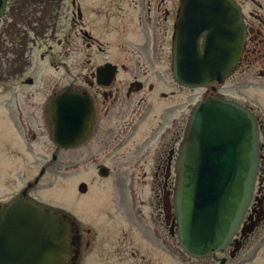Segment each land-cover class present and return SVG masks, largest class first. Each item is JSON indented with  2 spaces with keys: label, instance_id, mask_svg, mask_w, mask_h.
<instances>
[{
  "label": "flooded vegetation",
  "instance_id": "flooded-vegetation-1",
  "mask_svg": "<svg viewBox=\"0 0 264 264\" xmlns=\"http://www.w3.org/2000/svg\"><path fill=\"white\" fill-rule=\"evenodd\" d=\"M235 1L241 8L245 32L242 55L231 73L246 62L245 73L247 77L251 75L246 83L250 89L249 98L254 100V104L248 99L247 102L238 101L251 109L257 117L260 132V165L254 197L240 230L227 248L229 251L227 264H264V101L253 92L255 90L253 88L264 91V69L256 74L250 73L255 63L263 62L264 64V0ZM62 3L63 0H52L51 8L45 12L43 8L44 0H8L6 11L8 18L3 31L6 44L4 49L5 66L0 76L11 84L9 89L13 93L10 102L0 103L2 111L8 116L4 120L5 126H9L7 134H4L6 141L0 142V184H2L3 176L1 169L4 168L2 162L7 161V158L4 156L5 161L1 154H7L9 158L5 166L9 171L12 167H17V170L21 168L20 164L22 163L19 160L23 159L25 161L26 157L24 155L28 156L31 162L28 165L22 164V168H24L19 174L22 182L19 192L11 199L0 200V205H6L19 197H24L47 209L60 210L58 206H55V203L42 195V191L52 185L51 183H44V179L54 168L53 165L60 159L58 151L64 149L56 145L53 140V124L49 110V104L53 96L48 102L50 121L47 125L29 117H24L26 105L20 102L21 93L18 88L21 85L19 80L23 84L32 86L36 84L35 76L30 73L39 74V58L43 61L49 56L48 58L52 59L51 63L53 65L54 58L52 56L55 55V46L49 45L48 52L51 53L50 55L39 51V49L41 50L43 44L48 43L49 40L58 39L56 42L58 46L63 43V39L58 34V25L63 8ZM176 3L175 6L174 0H159L157 2L155 0L154 2L153 0H140L139 2L137 0H92L91 3H86L85 0H69L67 12H64L67 20L69 19V34L67 36L69 46L65 51L69 52L72 47L73 50L71 51H75L74 43L77 44L78 40L82 39L83 47H85V60H83L85 63L90 65L93 55L98 52L107 56L100 65L112 62L117 65V72L111 83L105 84L98 81L97 69L93 73L91 67H89L87 74L88 88L75 87L65 90L88 91L93 97L94 115L84 143L88 145L89 153H95V156L97 153L101 154L104 153V150H107V156L122 160L129 156L137 157L138 160L149 157L155 158L156 153L153 149V142L159 133V136H157L160 143L157 147V162L153 163L150 178L144 182V185H147V183L150 185L154 196L156 189L159 196V192L163 191L164 198L160 199L158 203L161 205L158 213L155 211V198L153 196L151 203H148V206L151 207L149 211L145 213L143 208L138 207L136 217L143 224L146 223L145 225L150 229L148 238L154 239V241L158 239L162 242L166 253L178 259L180 264H195L188 263L187 253L170 240L178 235V224L171 193L174 191L176 183V161L180 143L187 128L188 115L185 113L183 117H172L174 108H178L179 111L182 108L177 107L175 103L169 106L170 102L165 103V99L170 98V92L160 91L158 93V86L155 82H146V78L155 77V71L149 66L142 69L140 66V72L135 70L132 73L131 71L134 80L130 81L127 87L124 86L122 81L118 83L121 70L123 68L129 70V66L124 61H136L138 63L163 62L165 57L168 56L171 59V75L173 76V44L181 0H176ZM28 4L33 5V7H27ZM251 4H257L258 9H252ZM173 13L175 17L171 30ZM134 24L142 29L141 36L137 38L141 41L137 43L138 46H135V49L130 50L125 48L128 43L125 37L128 36L127 32L130 25ZM168 40L169 52L165 49ZM77 46L80 47L79 44ZM95 48H97V51H95ZM109 50L113 51L114 54L108 55ZM117 58L119 61H117ZM160 73L158 72L159 76ZM25 75L28 77L25 78L26 80H22ZM92 77H94V81ZM161 78H166V76L163 75ZM105 80H107L106 74L103 76V81ZM172 80L171 83L167 82L169 86L170 84L172 87L174 85L179 90L188 88L179 84L174 77ZM12 82L15 83L12 85ZM208 85L213 92L207 97H222L216 95L218 82ZM0 91L3 92V89H0ZM175 92L176 90L171 91V93ZM160 98H164V101L160 102ZM232 99L237 100L234 97ZM184 107L186 112V103ZM150 114L152 117L149 121L150 124L147 125L148 128L146 126L141 128L142 122ZM170 115L171 118H169ZM180 126H184L183 133L175 139L174 137L178 134ZM47 130L55 145V150L50 155L44 154L43 151L44 133ZM138 134L141 137L137 136ZM13 135L22 140L24 152L14 142L16 137H12ZM171 136L172 142L169 143ZM44 157L49 158L45 163ZM120 170L128 173L129 169L120 168ZM144 174L147 175L148 172ZM130 175H134V172ZM129 187L136 198L138 195L133 183ZM81 189L83 192H87L89 188L86 183L82 182ZM141 202L144 205L146 201L141 199ZM163 203H165V209H163ZM164 212L165 214H163ZM161 217L169 227L168 236L163 234L159 228L157 229L156 223L161 224ZM129 221V217L120 216L115 223L116 228L120 231L112 230V228L108 230L107 228L102 233L94 230V226L90 223L91 226L86 228L83 236L80 232V226L71 219L73 232L70 237V252L66 264H103L102 259H100V248L111 249V251L114 249L119 254L126 250L125 254L127 256L126 258H120V264H169L166 256L162 258L160 254L152 253L150 250L147 254L140 253V249L135 246V238L142 237L145 239V237L139 235L134 230V226L131 223L129 224ZM134 225L138 230V226ZM100 237L101 239H99ZM117 238L119 243L116 246L112 243ZM255 239H259L256 244ZM99 240L102 241V247L96 246L99 244ZM140 256L142 257L141 261Z\"/></svg>",
  "mask_w": 264,
  "mask_h": 264
},
{
  "label": "water",
  "instance_id": "water-1",
  "mask_svg": "<svg viewBox=\"0 0 264 264\" xmlns=\"http://www.w3.org/2000/svg\"><path fill=\"white\" fill-rule=\"evenodd\" d=\"M7 3L0 0V24ZM244 32L235 0H181L173 46L175 79L192 88L222 82L239 62ZM116 71L113 63L99 66L98 81L111 83ZM49 108L57 145L73 147L85 140L94 115L88 91L66 90L52 98ZM259 165V125L251 109L222 97L193 106L174 187L179 238L189 255L203 258L228 247L254 197ZM100 173L107 176L109 168ZM72 232L66 214L19 197L0 206V264H66Z\"/></svg>",
  "mask_w": 264,
  "mask_h": 264
},
{
  "label": "rangeland",
  "instance_id": "rangeland-1",
  "mask_svg": "<svg viewBox=\"0 0 264 264\" xmlns=\"http://www.w3.org/2000/svg\"><path fill=\"white\" fill-rule=\"evenodd\" d=\"M138 2L140 0H137ZM156 2L159 0H155ZM175 6L177 5L176 0ZM86 3H91L92 0H85ZM154 2V0H153ZM52 0H44V10L45 12L47 9L51 8ZM62 11L58 25V34L59 37L63 39V43L56 44L58 39L49 40L48 43H44L41 50L39 51L45 52L47 55L51 53L48 52L49 45L52 44L55 46V55L52 56L54 59V63L52 65L50 58L47 57L45 60L39 61V74L35 75L34 73H30L32 76H35L36 84L34 86L30 84H23L21 80L19 82L21 85L19 86V91L21 93L20 102L26 105V110L24 109V117H29L31 119L37 120V122H41L43 124H47L49 120L48 114V102L52 96L57 93L62 92L67 88H75V87H82L88 88V70L91 67V71L93 73L96 72L97 66L104 62L105 58L107 57L104 54L95 53L92 58V62L89 65L85 63L84 59V48L82 39L78 40V43L75 44V51L70 49L69 52L65 51L68 49V41L67 36L69 34V19L67 20V16H65L64 12H67V7H69V0H63L62 3ZM133 6V5H132ZM252 9H258L257 4H251ZM29 8L33 7V5H29ZM128 8V7H127ZM67 15V14H66ZM172 22H171V30L173 27L174 17L175 14H172ZM8 14L4 16L3 22L0 25V75L5 66V37L3 35V31L5 28V24L7 22ZM142 29L138 25H130L129 31L125 37V40L128 41L125 48L128 49H135V46H138L137 43L140 42L139 38L141 35ZM134 41V42H133ZM135 43V44H133ZM79 44L80 47L77 45ZM132 44V45H131ZM169 40L166 46V51L169 52ZM38 51V52H39ZM97 51V48H95ZM108 55L114 54L113 51L107 52ZM117 61L118 58H117ZM41 62V63H40ZM126 62V65L129 66V70H125L124 68L120 72L119 81L124 83V86L127 87L129 82L134 80L132 78L131 71L137 70L138 72L145 66H149L153 71H155V77L153 76L146 78L147 83L155 82L158 86V93L161 91L170 92V98L165 99V103H169L173 105L174 103L177 104V107H181L182 110H178V108H174L175 110L172 113V117H180L184 116L185 113L189 116L192 106L200 100L203 99L213 92L209 85L199 88H183L182 90L176 89L173 85H168V81L171 83L173 76L171 75V59L168 56L165 57L163 62L159 61H148L147 63H138L136 61ZM54 66V67H53ZM141 66V69L139 68ZM246 62L241 64L237 70L233 73L228 75L224 82L218 83V92L216 95H220L222 97H230L236 98L237 100L246 101L247 99L254 104V100L249 98V87L247 86L246 80L250 79V76L247 77L245 73ZM264 69L263 62L255 63L252 67L251 74H256L260 70ZM160 73V76L158 75ZM166 76V78H161L162 76ZM27 75H25L22 80H24ZM93 81H94V77ZM26 80V79H25ZM260 80V79H259ZM15 82H12V85ZM11 84L5 81L0 76V89H3V92L0 91V103L5 104L6 102H10L12 99L13 91L10 90ZM254 93H256L262 101H264V91H261L258 88H253ZM258 89V90H256ZM175 93H171V91H175ZM160 96V95H159ZM102 98V95L100 94ZM160 102L164 101V98L159 99ZM247 102V101H246ZM187 104L186 112L184 104ZM168 107V106H166ZM263 108V107H262ZM3 109L0 107V142L6 141V137L4 134H7V130L9 126H5L4 120L7 119V115H5ZM152 115L148 116L144 119L141 124V128H148L149 121ZM171 118V115L169 116ZM50 124V123H49ZM154 124V123H153ZM184 127V126H183ZM183 127L180 126L178 134L174 137L175 139L178 137L179 134L183 133ZM6 129V130H5ZM46 129V127H45ZM147 130V129H146ZM44 142H43V151L44 154H51L55 150V145L51 140L50 134L45 131ZM137 136H140L139 134ZM135 136V137H137ZM157 136L153 142V149L155 150V158H143L138 160L137 157L125 158L124 160L113 157L107 156L108 151L104 150V153L91 154L88 150V145L86 143L78 144L71 148H64L58 151L59 153V160L58 162L53 165V169L49 174L45 177L44 183H51V187H48L44 191H42V195L51 202L55 203V206H58L61 211L67 214L73 221L80 226V232L82 235H85V230L90 227V223L94 226V230H98L100 233L103 231L112 230L120 231L116 228L115 223L117 222V218L120 216L129 217L130 221L129 224L134 226V230L141 236H144L145 239L142 237L136 239V245L140 249L141 254H147L148 250L152 253L160 254V257H165L167 259V263L169 264H180L178 259L172 257L170 254L165 252V249L162 246V242L158 239L154 241L151 238H148V233L150 229L143 224L142 221L138 220L136 217L138 207L143 208L144 212L147 213L151 208L148 206V203H151V199L154 196V192L152 191L150 185H144V182L148 181L150 178L151 167L154 162H157V147L159 146V142ZM16 137V136H12ZM141 137V136H140ZM134 139V138H133ZM131 139V141H133ZM21 150L24 152V145L22 140L19 137L15 138L14 141ZM169 143L172 142V136L169 138ZM155 145V146H154ZM161 146V145H160ZM116 154V153H115ZM3 155V159L8 161L7 154ZM101 155V157H100ZM4 156L6 158H4ZM25 161L23 159L19 160L22 164L28 165L31 160L29 157L24 155ZM28 159V160H27ZM46 162L49 158H43ZM6 162H2L1 174L2 176V184H0V200L6 201L11 199L12 196H15L19 192V188L22 185L20 180L19 174L22 171V164L21 168L18 170L13 168L9 171L6 169ZM10 165V164H8ZM105 165L110 168L111 173L108 177H103L99 173L100 166ZM19 167V166H18ZM120 168H127L128 173L121 171ZM16 172L14 173V171ZM134 172V175H130ZM148 172L147 175L144 173ZM31 175V173H30ZM84 182L88 185V191L83 192L81 189V183ZM133 183V187L137 192L136 201L133 192L130 190L129 185ZM158 183V182H157ZM160 196L157 195V189L155 190V211L158 213V209L160 208L159 201L160 199L164 198L163 191L159 192ZM160 197V198H159ZM171 198L173 199V192L171 193ZM141 199L145 200L146 202H141ZM165 203H163V209ZM165 214V212L163 213ZM161 219V224L156 223L157 229L159 228L160 231L167 235L169 234V227L164 223L163 217ZM163 222V224H162ZM136 224L138 226V230L135 227ZM168 236V235H167ZM119 237V234H118ZM101 239V237L99 238ZM177 246L181 247L178 235L172 239ZM99 244L96 246L102 247V241L99 240ZM259 239H255L256 242ZM119 243V239L117 238L113 240L112 244ZM254 244V245H255ZM99 247V248H100ZM100 256L102 259L103 264H120V258H126L127 254H125L126 250L119 254L114 249H102L100 248ZM110 250V252H109ZM229 256L228 249L214 253L208 257L204 258H192L190 255L187 254L188 263H195V264H219L220 260L223 257ZM142 257L140 256V261ZM163 260V259H162ZM229 264V263H228Z\"/></svg>",
  "mask_w": 264,
  "mask_h": 264
}]
</instances>
